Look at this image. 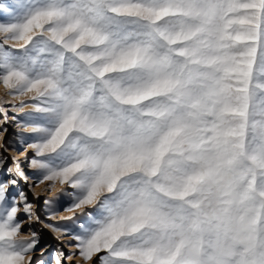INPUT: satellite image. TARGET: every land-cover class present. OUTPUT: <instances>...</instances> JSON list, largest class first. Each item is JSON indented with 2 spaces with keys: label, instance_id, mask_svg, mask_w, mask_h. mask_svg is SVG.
Here are the masks:
<instances>
[{
  "label": "snow or ice",
  "instance_id": "1",
  "mask_svg": "<svg viewBox=\"0 0 264 264\" xmlns=\"http://www.w3.org/2000/svg\"><path fill=\"white\" fill-rule=\"evenodd\" d=\"M0 88V264H264V0H0Z\"/></svg>",
  "mask_w": 264,
  "mask_h": 264
},
{
  "label": "rangeland",
  "instance_id": "2",
  "mask_svg": "<svg viewBox=\"0 0 264 264\" xmlns=\"http://www.w3.org/2000/svg\"><path fill=\"white\" fill-rule=\"evenodd\" d=\"M3 93V89L0 88V94ZM15 114V113H13ZM8 127V132L4 135V136H0V144H2L4 142V140L6 138L8 139H15V137L17 136V134L21 133V129L17 128L15 126V122L14 121H10L7 125ZM23 135L27 136L29 135L28 133L24 132L22 133ZM16 148H20L19 143L16 144ZM30 151V150H29ZM12 150L10 149L9 153H7V155L11 156ZM20 159H22L23 157H18ZM29 172H31L32 170H28ZM29 183H32L31 181H29ZM50 182H46L45 184H41L38 188H34V193L36 196L40 197L39 201H36V211L37 213L40 215L41 219L44 220L45 222L47 221L46 218V214L44 211L45 206L43 205V200L44 199H53L56 197H60V200L63 203H68L70 201V197L67 195H60L61 194V186L57 183L55 188H52L50 192H46L45 188L47 187V184ZM64 189H67V191H71V189H68L67 186H63ZM21 188L25 191L28 192L30 199H32L33 196V191L29 190L27 185L22 184ZM62 215L67 216V215H71L70 213H66L63 212ZM29 227H31L33 230H35L36 232H38L40 234V238H41V244L47 248V252H45V259L46 260H50V256L49 253H51V251L53 249H62L65 253H71L74 252L75 249L71 248V247H67V245L69 243H71V241L68 238H62L61 240H57L55 237V234L52 233L49 229H46L43 227V224L40 223H36L34 220L33 221H27V219L25 218V223L23 224L22 227V231H24L26 234H28V229ZM36 257H40V252L36 253ZM67 264H76V261H68Z\"/></svg>",
  "mask_w": 264,
  "mask_h": 264
}]
</instances>
